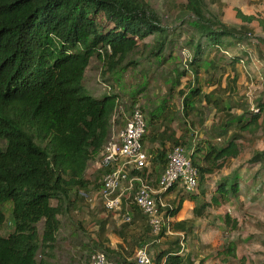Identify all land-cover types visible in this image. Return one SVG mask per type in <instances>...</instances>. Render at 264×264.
Segmentation results:
<instances>
[{"label":"trees","instance_id":"trees-1","mask_svg":"<svg viewBox=\"0 0 264 264\" xmlns=\"http://www.w3.org/2000/svg\"><path fill=\"white\" fill-rule=\"evenodd\" d=\"M209 2L216 4L220 0ZM184 9L194 19L195 32L184 42L191 47L188 65L195 68L194 72L201 62L216 67L221 52H230L218 59L224 65L234 66L247 60L248 52L243 50L249 33L246 26L236 29L221 22L208 13L204 0H185ZM237 17L248 23L256 20L241 12H237ZM259 24L264 29V23ZM181 31L162 22L147 0H0V230L6 221L2 206L8 202L12 223L8 234H0V264H51L62 224L60 217L75 210L78 200L86 196L89 164L101 156L110 142L111 130L122 112L119 98L110 91L109 84L103 83L109 89L99 95L90 93L84 84L92 59L102 61L104 74L135 69L147 60L155 61L156 69H168L166 62L182 47ZM147 37H153L150 43L144 42ZM146 71L142 69L141 73ZM168 71L173 77L168 88L170 97L173 85L178 84L177 77L186 73L177 72L175 77V67ZM179 95L185 117L199 112L195 105L199 101L215 110H226L220 106L222 100L215 98L214 90L203 93L189 83ZM136 105L139 106L131 104L130 109ZM238 106L229 105L228 111ZM143 114L146 127L159 121V115L152 117L149 113L147 119ZM256 131L264 133V93L253 109L229 117L215 136L192 150L198 195L205 194L207 177L237 159L246 142L254 140ZM187 135L182 129L178 138L162 137L160 147L151 154L149 172L160 176L167 162L165 143L184 146ZM146 137L145 134L142 142ZM245 168L254 169L251 176L243 174ZM102 169L103 173L107 171ZM246 188H253L257 194L264 190V150L256 152L229 176L218 179L209 192L210 199L202 202L200 209L203 212L210 205L233 200ZM186 195H181L177 205L168 203L165 218L176 217L184 200L197 197ZM129 211L131 216L133 212L140 215V224L132 217L129 223L118 225L123 254L104 245L102 236L108 218L100 219L93 242L96 250L88 254V264L97 251L114 264H126L136 248L154 239L133 204ZM169 225L174 232L182 233V238L169 241L160 233V242L153 244L158 250L152 253L151 264H191L181 240L194 233L192 220ZM223 225L229 232L238 229L237 220L228 214ZM163 237L166 239L161 242ZM251 239L264 246V233ZM214 258L222 264L245 262L238 258L233 240L216 248Z\"/></svg>","mask_w":264,"mask_h":264},{"label":"rangeland","instance_id":"rangeland-1","mask_svg":"<svg viewBox=\"0 0 264 264\" xmlns=\"http://www.w3.org/2000/svg\"><path fill=\"white\" fill-rule=\"evenodd\" d=\"M147 1L157 10L162 22L182 30V47L179 51L175 50L174 57L166 62L165 65L169 66L168 69H156L155 61L147 60L141 62L135 69H119L114 73L104 74L105 67L102 65V61L93 58L87 69L84 84L94 95L105 93L108 89L104 87L103 83L109 84L110 91L116 93L119 98L118 106H122V112L119 111L118 123L113 125L110 141L116 138V134L122 128L128 117L130 105L137 103L147 119L149 113L152 117L159 115L158 119L162 124L168 123L171 119L170 123L175 131L181 132L183 129L188 134L187 138L192 141L190 147L193 150L198 143L215 136V131L221 128L229 117L241 116L244 110L253 109L259 95L264 93V29L259 24V22L264 23V0H220V3L216 4L204 0L210 15L236 29L246 26L250 38L246 39L243 45V50L248 52L245 63H238L235 68L224 65L218 59H221L222 54L228 56L230 52L228 54L221 52L217 58L216 67L209 66L207 62H201L196 68V72H194V67L188 65L191 47L184 45L189 36L195 32L194 19L184 9L185 0ZM237 12H241L245 16H254L256 20L250 23L243 21L237 17ZM152 38L147 37L144 42L150 43ZM236 49L237 47L234 50ZM234 50L232 51L235 52ZM130 57L132 58V56ZM174 67L176 68L175 77H177V72L186 74L177 77L178 84L173 85V93L169 97L168 88L173 77L170 78L168 70ZM142 69H147V73H141ZM189 83L201 88L203 93L214 90L215 98L222 100L220 106L226 110L221 112L215 110L213 106L199 101L195 103L199 112L195 115L183 116L179 92L186 91ZM132 101L136 102L132 103ZM234 104L241 105L242 108L233 107L228 111L229 105L234 106ZM169 109L172 111L171 113ZM254 134V140L246 142L245 148L237 159L226 164L219 172L207 177L203 187L205 194L201 196L195 191L192 196L197 197L193 201L188 200L190 206L184 209L183 214L191 216L194 233L186 237L185 240L182 239L181 242L191 264H222L219 260H215V250L229 240L236 243L238 258L245 259L243 264H264V246H259L251 241L252 236L264 233V190L257 194L253 188H246L233 200L224 201L218 206L210 205L203 212L200 211V204L210 199L209 192L218 179L229 176L232 171L240 168L256 152L264 150V133L256 131ZM183 145L185 148H189L187 142ZM170 146L171 144L165 149L168 150ZM100 162L101 156L89 164L87 175L90 184L86 189V196L78 200L75 210L60 217L62 224L54 260L51 264H88V254L96 250L93 242L98 233V220L108 218L107 228L109 229L115 228L119 223L118 219H115L102 207L98 195L100 181L104 175L103 169L100 168ZM253 171L254 169L245 168L243 174L251 176ZM247 180L249 184L250 178L248 177ZM178 191L173 193L176 195L175 197H166L165 195L164 202L167 205L169 202L177 205V200L183 194L182 191ZM184 195L188 196L186 193ZM51 203L55 204L54 201ZM10 209L11 203L9 202L2 206L6 217L5 224L0 230L2 236L12 230ZM225 214L237 220L238 229L236 231L229 232L224 227ZM261 224H263L262 228H258ZM204 232L207 235L200 237ZM181 236L173 234L164 237H168L171 239L169 241H172L182 238ZM164 237L161 242L166 239ZM208 242H212V245H207ZM156 250H158L157 246L152 245L150 251L154 254ZM37 259H39V255ZM231 264L239 263L233 261Z\"/></svg>","mask_w":264,"mask_h":264},{"label":"built area","instance_id":"built-area-1","mask_svg":"<svg viewBox=\"0 0 264 264\" xmlns=\"http://www.w3.org/2000/svg\"><path fill=\"white\" fill-rule=\"evenodd\" d=\"M247 39L250 34H246ZM245 60L239 61V64ZM109 89L108 86L104 85ZM145 117L139 106L130 109L128 117L116 138L101 153L100 168H105L98 195L102 207L120 223L131 221L129 205L133 204L142 214L154 239L134 250L126 264H151L153 244L160 242L159 234L172 235L171 219L164 217L167 204L164 194L178 188L182 193L197 191V170L192 163L190 148L171 145L166 155V165L157 179L156 186L148 181L151 155L143 148L146 134ZM135 172V173H134ZM89 264H114L104 253L94 252Z\"/></svg>","mask_w":264,"mask_h":264},{"label":"crops","instance_id":"crops-1","mask_svg":"<svg viewBox=\"0 0 264 264\" xmlns=\"http://www.w3.org/2000/svg\"><path fill=\"white\" fill-rule=\"evenodd\" d=\"M237 66H238V64H235L234 66L230 65L229 67L235 68ZM239 107L242 108L241 105H239ZM169 111H170V113L172 112L170 109H169ZM161 124L162 123L159 120L156 123H153L152 125L150 124L147 127V131H146L147 137L143 141V148L150 155L153 154L160 147L159 143H160V139L162 137L165 138V137H167V135H170V136H173L174 138H178L180 136V134L182 133V131L181 132L180 131H178V132L175 131L173 125L170 122H168L166 124H162V125ZM168 129H169V131H167ZM156 131H157V134L155 135V132ZM166 131H167V134H165ZM187 137L188 136H186L184 139L188 143V145H189L188 147L190 148V150L192 152V148L190 147V145L192 144L191 143L192 141L189 138H187ZM169 144H170L169 142L165 143V147L168 146ZM158 176L159 175H154L153 173L149 172V174H148V181L150 182L151 185L156 186V182H157ZM178 190H179L178 188H173L170 192L165 193L164 196L166 195V197H168V196L175 197L176 195L175 194L173 195V193L174 192H179ZM180 194H181V192H180ZM188 206H190V202L188 200H184L183 203H182V209H181V211L179 212V214L176 217H173L171 219V222L179 221V220L190 219L191 216H188L186 214H183L184 209L185 208H188ZM200 211H201V209H200ZM139 216L140 215H138L136 212H133L132 213V216H131V218L133 217V220H134V222L137 225L140 224L139 223ZM116 225L117 226L115 228H111V229L107 228V226H106L105 233L102 236V239L104 241V245L105 246L109 247L110 249H112V250H114L116 252H120L121 254H123L122 249L119 248V245H123L122 240L119 237L118 232H117V227H118L119 223L116 224ZM173 234H175V235H182V233H180V232H174L172 230V235ZM206 235H207V233L204 232V233H202L200 235V237L201 236L203 237V236H206ZM208 243L209 244H207V245H212V242H208ZM181 246L183 247L182 242H181ZM213 246H214V244H213ZM132 255H133V253L127 259L131 258Z\"/></svg>","mask_w":264,"mask_h":264}]
</instances>
